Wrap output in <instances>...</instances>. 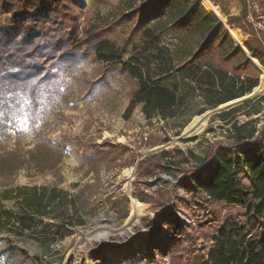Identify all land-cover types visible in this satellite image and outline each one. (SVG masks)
Returning a JSON list of instances; mask_svg holds the SVG:
<instances>
[{
	"label": "trees",
	"instance_id": "1",
	"mask_svg": "<svg viewBox=\"0 0 264 264\" xmlns=\"http://www.w3.org/2000/svg\"><path fill=\"white\" fill-rule=\"evenodd\" d=\"M244 3L239 14L220 6L229 25L248 36L246 48L264 66V43L246 20ZM75 5V0H0V14H9L10 24L0 31V134L7 135L21 116H28L33 125L44 120L56 102H65L56 82L59 75L41 72L42 57L51 58V65L57 60L76 65L90 56L107 67L120 66L136 81L128 109L141 105L146 118L172 120L181 129L195 115L250 93L259 80L261 85L263 73L200 0H121L85 26L82 37L67 30L76 22ZM130 21L134 26L121 42L103 35ZM44 91L53 98H39ZM253 99L215 114L231 124L226 144L217 141L203 155L191 150L189 156L178 147L162 148L139 161L142 175L182 173L177 183L191 192L199 224L211 228L207 240L197 243L184 228L173 199L161 197V188L159 198L148 201L163 206L174 219L170 234L154 243L149 256L156 259L173 247L171 264H264V125L259 128L258 119L234 121ZM35 111L42 113L41 119H35ZM5 153H0L1 170ZM220 203L233 211L222 215L216 208ZM85 223L79 194L57 185L0 190V234L7 233L8 264H30L31 257L44 264L43 251L51 248L50 242ZM29 236L41 249L32 256L30 247L17 240ZM175 242L186 246L178 249Z\"/></svg>",
	"mask_w": 264,
	"mask_h": 264
},
{
	"label": "rangeland",
	"instance_id": "2",
	"mask_svg": "<svg viewBox=\"0 0 264 264\" xmlns=\"http://www.w3.org/2000/svg\"><path fill=\"white\" fill-rule=\"evenodd\" d=\"M75 1L76 22L67 30L78 32L82 37L85 26L98 16L108 14L121 0ZM212 1H219V6L221 4L231 12L234 0ZM7 17L9 14H0V31L1 26H10ZM226 19L230 26L227 16ZM223 25L227 30L225 23ZM133 26L131 21L116 25L103 35L121 42ZM241 32L245 45L248 36ZM134 39L137 41L138 36ZM128 51H131L130 47ZM246 54L251 61L252 54ZM128 57L129 53L124 55V58ZM50 62L51 58L42 57L38 66L42 73L59 75L56 82L63 94L60 98H65V102H56L44 113V120L32 125L28 116H21L13 122L7 135L0 134V153L9 152L2 157L6 164L0 169V190L25 185H57L79 194L84 206L86 223L71 228V233L58 242H50L51 248L43 251V263L171 264L173 247L164 255H157L156 259L148 255L155 242L165 240L170 234V222L174 219L168 218L163 206L148 201L151 196L159 198L161 188V197L169 202L173 199L172 204L183 220L184 228L194 235L197 243L206 241L211 228L199 224L192 209L191 192L177 183L182 173L178 176L167 173L142 175L138 163L145 155L162 148L178 147L185 156H189L191 150L203 155L214 142H229L231 124L212 113L198 129L186 133L187 126L201 114L195 115L181 129L172 120L146 118L141 105L128 109L136 81L120 66L107 67L90 56L76 65L58 60L54 65ZM260 90L263 91L251 97L254 98L252 103L239 112L234 121L242 124L258 119V127L264 125V74L257 91ZM0 91L4 90L0 88ZM39 98L53 97L44 91ZM255 108L260 111L253 112ZM37 113L35 119H41L42 113ZM144 129L151 130L152 138L144 148L136 147L134 138ZM45 139L53 143L49 144ZM166 139L169 141L165 142ZM122 145L127 148L118 147ZM129 168H134L131 176L126 173ZM137 201L145 205L136 221L130 217ZM216 208L222 215L233 211L221 203ZM6 235L0 234V264H8ZM17 240L30 247L31 256L41 250L35 238L29 236ZM175 243L178 249L186 246L185 242ZM27 262L36 264L32 257Z\"/></svg>",
	"mask_w": 264,
	"mask_h": 264
},
{
	"label": "bare ground",
	"instance_id": "3",
	"mask_svg": "<svg viewBox=\"0 0 264 264\" xmlns=\"http://www.w3.org/2000/svg\"><path fill=\"white\" fill-rule=\"evenodd\" d=\"M200 4H202V6L208 10V11H211V12H214L220 19L223 23H225V25L227 26V30H228V33H229V36L230 38L236 43L238 44L243 51L247 52V50L244 48V36L241 32L240 29L238 28H235V27H231V26H228V24L226 23V15L223 13V11L221 10L220 6L216 3H214L212 0H200ZM251 61H253V63L261 70V72L264 74V68H262L260 66V63L257 59H253L251 58ZM263 77V76H262ZM261 77V79H262ZM261 86V85H260ZM260 86L257 88V90L260 89ZM200 116H196L195 119L192 121V123H190L188 126H187V129L189 130L194 124H196L197 121L200 120ZM206 122V120H205ZM204 122V123H205ZM134 172V168H129L126 170V173L127 175L131 176ZM144 203L141 202V201H137L135 204H134V209L132 210V214H131V219H135L137 221V216L138 214L142 211V209L144 208ZM132 221V220H131ZM134 222V221H133Z\"/></svg>",
	"mask_w": 264,
	"mask_h": 264
},
{
	"label": "built area",
	"instance_id": "4",
	"mask_svg": "<svg viewBox=\"0 0 264 264\" xmlns=\"http://www.w3.org/2000/svg\"><path fill=\"white\" fill-rule=\"evenodd\" d=\"M248 6L247 22L257 32L261 40L264 38V7L260 0H246ZM151 137V130L144 129L134 138L135 146L144 148Z\"/></svg>",
	"mask_w": 264,
	"mask_h": 264
},
{
	"label": "water",
	"instance_id": "5",
	"mask_svg": "<svg viewBox=\"0 0 264 264\" xmlns=\"http://www.w3.org/2000/svg\"><path fill=\"white\" fill-rule=\"evenodd\" d=\"M214 13V12H213ZM215 14V13H214ZM216 15V14H215ZM217 16V15H216ZM218 17V16H217ZM219 18V17H218ZM220 19V18H219ZM221 20V19H220ZM241 48V47H240ZM244 48L247 50V52H249L248 51V49L246 48V46L244 45ZM242 50V49H241ZM243 51V50H242ZM245 54L247 53V52H245V51H243ZM251 58H253V59H257V58H255V57H253V56H251ZM254 66H255V64L253 63V62H251ZM260 63V62H259ZM260 66L262 67V68H264L263 67V65L260 63ZM259 71H261L257 66H255ZM260 85V80H259V83H258V85L257 86H259ZM256 86V87H257ZM256 87H254V89L256 88ZM254 89L250 92V93H248V94H246V95H244V96H241V97H239V98H236V99H234V100H231V101H228V102H226V103H223V104H221V105H219L218 107H219V109L218 110H212L211 112H208V113H202L201 114V118H200V120L199 121H197L196 122V124H194L189 130L187 129V132L186 133H190V132H192V131H194V130H196V129H198L204 122H205V120L207 119V117L208 116H210L212 113H217V112H219V111H221L222 109H225V108H228V107H230V106H233V105H235V104H237V103H239V102H243L244 100H246V99H248V98H251L252 96H254V95H256V94H258L259 92H261V91H263V90H260V91H254ZM230 105V106H229ZM192 123V122H191ZM163 147V146H162ZM158 148H161V147H158ZM158 148H155V149H158ZM154 149V150H155Z\"/></svg>",
	"mask_w": 264,
	"mask_h": 264
},
{
	"label": "crops",
	"instance_id": "6",
	"mask_svg": "<svg viewBox=\"0 0 264 264\" xmlns=\"http://www.w3.org/2000/svg\"><path fill=\"white\" fill-rule=\"evenodd\" d=\"M260 1L264 7V0H260ZM244 5H245L244 0H234L232 4L233 7L231 9V13L239 14L242 11Z\"/></svg>",
	"mask_w": 264,
	"mask_h": 264
}]
</instances>
